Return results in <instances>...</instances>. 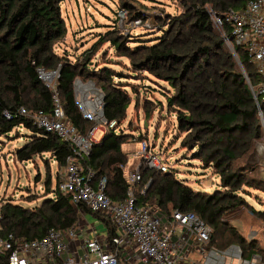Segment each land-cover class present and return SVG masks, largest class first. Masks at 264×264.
<instances>
[{
    "label": "trees",
    "instance_id": "1",
    "mask_svg": "<svg viewBox=\"0 0 264 264\" xmlns=\"http://www.w3.org/2000/svg\"><path fill=\"white\" fill-rule=\"evenodd\" d=\"M172 1L182 12L169 15L166 24L158 26L159 32L151 41L135 40L134 35L127 36L116 30L101 39L100 44L109 42L118 57L129 61L128 66L118 71L114 61L91 66L98 44L84 51L74 62L67 53L56 52L68 33L62 15L64 0H0V136L25 128L29 134L25 145L15 151V161L24 163L49 155L59 168H64L72 155L69 144L37 127L20 109L25 108L31 114L53 111V92L39 72H56V90L65 115L83 135H88L95 123L83 115L74 84L77 79L93 82L103 95V118L117 126L93 143L84 166L95 172L97 180L108 179L106 194L113 201L123 200L130 184L119 166L128 164V156L122 149L128 137L116 130L127 119L133 101L131 94L135 95L136 103L139 102L138 86L125 80L146 72L157 86L167 89L154 90L162 95L168 111L176 117V139H181L180 148L190 152L192 159L200 161L206 169H213L220 179L221 189L213 193L195 191L171 170L142 168L140 192L136 194L138 204L156 206L166 217L174 211L193 213L211 227L210 246L227 249L238 245L244 257L259 254L264 261V250L254 241L245 240L226 222L244 207L251 209L254 215L264 213L255 211L243 195L248 193L246 189L264 194V180L249 176L255 169L247 164L255 143L261 139L262 124L246 76L253 85L259 78L245 48L235 47L237 60L225 46V38L232 37L231 25L226 24L223 30L216 28L208 11L242 12L252 0ZM120 8L128 16L133 13L131 3L126 0ZM134 19L142 20L137 13L131 20ZM132 42L134 47L130 46ZM145 101L152 107L163 106L161 101L155 102L147 95ZM148 109L146 106L147 118ZM58 178L55 188L51 187V178L46 179V190L53 192L54 197L45 198L36 207L25 208L13 200L0 207V237L8 239L12 235L16 240L33 241L44 238L51 229L77 227L79 212L70 198L59 191ZM81 210L107 227L109 241L119 236L109 218L85 206H81ZM122 258L120 254L121 261ZM8 259V252H0V264H8Z\"/></svg>",
    "mask_w": 264,
    "mask_h": 264
},
{
    "label": "built area",
    "instance_id": "2",
    "mask_svg": "<svg viewBox=\"0 0 264 264\" xmlns=\"http://www.w3.org/2000/svg\"><path fill=\"white\" fill-rule=\"evenodd\" d=\"M208 11L216 28L223 30L226 24L231 25L232 37L225 38V46L234 53L235 58L238 60L235 47H243L255 65L258 83L253 85L248 76L246 82L258 105V116L264 122V0L250 1L242 12L229 10L219 14L212 9ZM118 17L122 28L126 12L122 11ZM141 23L142 20L137 19L130 25L131 28H136ZM124 28L126 33L130 32L128 26ZM39 73L43 81L50 73L51 78L56 76L58 79L56 72ZM47 86L53 92L52 112L31 114L25 108H21L20 112L33 120L40 129L56 134L72 149V155L59 173V191L70 198V203L79 213L83 214L81 206H85L93 213L109 218L118 229L119 236L109 241L107 233L101 236L102 233H99L95 226L94 236L91 238L84 237V231L77 228L51 229L44 238L33 241L16 240L12 235L8 239L0 237V252L9 253L8 264H189L192 251L201 255L197 264H234V260H237L238 264H264L259 254L244 257L243 250L238 245L227 249L210 246L211 227L193 213L174 211L170 217H166L161 215L156 206L139 205L136 194L140 192L142 181L141 164L134 170H128L127 165L119 166L130 187L125 199L113 201L106 194L108 179L102 177L97 180L95 172L84 166V161L92 152V134L96 126L88 135H83L65 115L56 83H49ZM99 106L102 119L98 124L105 125L108 129L113 128L115 123L109 124L103 118L102 93ZM142 147L137 157L142 156L144 168L151 171H170L163 158L148 150L147 143ZM263 149L264 139L258 149L260 156L263 155ZM259 163L264 172V157H261ZM174 237H177V241ZM76 241H79L84 249L82 256L79 254V248L74 245ZM120 254L123 256V262Z\"/></svg>",
    "mask_w": 264,
    "mask_h": 264
},
{
    "label": "rangeland",
    "instance_id": "3",
    "mask_svg": "<svg viewBox=\"0 0 264 264\" xmlns=\"http://www.w3.org/2000/svg\"><path fill=\"white\" fill-rule=\"evenodd\" d=\"M131 3L133 13L126 14L123 26L120 28L119 17L122 14L121 3L123 0H64L62 3V15L66 20L68 33L56 49L60 55L67 53L71 61H76L82 53L91 49L94 45L99 46L97 54L93 57L91 66L102 65L104 62L114 61L115 69L122 71L129 61L117 56L109 42L101 43V39L107 36L109 31H120L124 35H134L133 39L151 41L153 36L159 32L158 26L166 24L167 17L182 12V8L172 0H126ZM139 14L143 20L136 27L131 28L130 23L134 20L133 14ZM117 20V24L115 23ZM118 26L115 28L114 26ZM128 26L129 33L125 28ZM131 40V41H135ZM131 47L135 44L132 42ZM126 72V71H124ZM125 81L137 85L140 90L139 102L136 103L135 95L132 104L127 111V119L120 125L117 133L127 135V142L123 145V152L128 156V170H134L139 164L144 168L142 156H138L143 149L142 145L147 143L149 151L163 158L166 167L175 173L178 179L187 182L195 191L213 193L220 188V179L213 169H206L198 160H193L187 150L180 148L181 139L178 136L177 121L174 113L168 111L166 102L162 95L154 89H163L157 86L154 78L148 73L135 74ZM56 76L50 80L44 79L47 84L56 83ZM117 81V80H116ZM160 85V84H159ZM76 99L83 115L95 123L92 140L99 142L107 133L105 125L98 124L102 119L99 106L100 90L91 81L77 79L74 84ZM130 91V88H129ZM158 102L161 101L162 108L146 105L145 97ZM149 108V118L146 117L145 108ZM154 108V109H152ZM262 124V136L254 145V149L248 158L247 164L255 170L249 172V176H255L264 180L262 165L259 163L263 155L259 154V145L264 139V122ZM117 126V125H116ZM116 126L113 128L115 129ZM29 132L25 128H19L8 136H0V207L9 200L25 208H33L39 205L45 198L54 197V193H48L45 187L47 178H51L52 188H55L57 176L63 169L59 168L56 161L49 155L37 156L32 161L21 163L15 161V151L25 145L26 135ZM259 144V145H258ZM39 178V181L37 179ZM244 195L246 202L255 211H264V194L254 189H246ZM48 193V195H46ZM84 214V213H83ZM79 213V218L82 217ZM97 226L101 236L107 233V227L91 214L87 215V221ZM98 222L101 224L98 226ZM226 222L234 226L238 233L247 241H254L258 247L264 250V213L254 215L251 209L242 208L226 219ZM79 230V229H78ZM251 235L253 238L251 239ZM234 264H238L234 260Z\"/></svg>",
    "mask_w": 264,
    "mask_h": 264
},
{
    "label": "crops",
    "instance_id": "4",
    "mask_svg": "<svg viewBox=\"0 0 264 264\" xmlns=\"http://www.w3.org/2000/svg\"><path fill=\"white\" fill-rule=\"evenodd\" d=\"M82 220H86L87 221V215L83 214L82 217L79 218V222L77 225V229H79L80 231H84V237L86 238H91L94 236L93 233V229L95 226L89 224L88 222L84 223V225L81 223ZM99 224V222H98ZM180 231V230H179ZM174 240L177 241V237H174ZM75 246H77L79 248V254L80 256L84 255V249L81 246V243L79 241H76V243H74ZM201 259V255L197 252V251H192V253L189 256V264H197L199 262V260Z\"/></svg>",
    "mask_w": 264,
    "mask_h": 264
},
{
    "label": "bare ground",
    "instance_id": "5",
    "mask_svg": "<svg viewBox=\"0 0 264 264\" xmlns=\"http://www.w3.org/2000/svg\"><path fill=\"white\" fill-rule=\"evenodd\" d=\"M45 78L50 80L51 79V76H49V75L47 76L46 75Z\"/></svg>",
    "mask_w": 264,
    "mask_h": 264
},
{
    "label": "water",
    "instance_id": "6",
    "mask_svg": "<svg viewBox=\"0 0 264 264\" xmlns=\"http://www.w3.org/2000/svg\"><path fill=\"white\" fill-rule=\"evenodd\" d=\"M49 75H51V73Z\"/></svg>",
    "mask_w": 264,
    "mask_h": 264
}]
</instances>
